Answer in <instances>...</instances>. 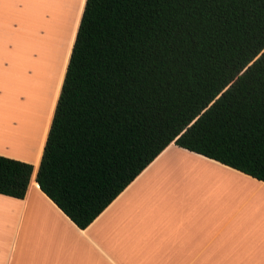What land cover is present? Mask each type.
Returning <instances> with one entry per match:
<instances>
[{
	"label": "trees",
	"instance_id": "16d2710c",
	"mask_svg": "<svg viewBox=\"0 0 264 264\" xmlns=\"http://www.w3.org/2000/svg\"><path fill=\"white\" fill-rule=\"evenodd\" d=\"M35 181L86 229L171 143L264 183V0H85ZM30 163L0 156V195Z\"/></svg>",
	"mask_w": 264,
	"mask_h": 264
},
{
	"label": "crops",
	"instance_id": "0c3cea01",
	"mask_svg": "<svg viewBox=\"0 0 264 264\" xmlns=\"http://www.w3.org/2000/svg\"><path fill=\"white\" fill-rule=\"evenodd\" d=\"M24 2L0 0V20L7 3ZM75 2L73 38L85 0ZM46 10L55 17L54 0ZM22 45L0 44V156L33 172L23 199L0 195V264H264V183L174 143L77 228L35 181L68 57L49 111H6L5 81Z\"/></svg>",
	"mask_w": 264,
	"mask_h": 264
},
{
	"label": "rangeland",
	"instance_id": "374dc122",
	"mask_svg": "<svg viewBox=\"0 0 264 264\" xmlns=\"http://www.w3.org/2000/svg\"><path fill=\"white\" fill-rule=\"evenodd\" d=\"M49 1L25 0L23 4H6L5 15L0 20V31L3 33L0 44L17 43L24 47L19 53H14L15 65L8 69L11 71L5 81L6 111H35L36 114V111L50 109L59 72L74 33L75 11L79 3L75 0H54L55 17H50V12L46 10ZM44 11L47 19H44ZM41 25L42 33L35 35ZM24 30L28 35L22 34ZM33 118L31 114V120ZM43 123L41 118V130Z\"/></svg>",
	"mask_w": 264,
	"mask_h": 264
},
{
	"label": "bare ground",
	"instance_id": "6f19581e",
	"mask_svg": "<svg viewBox=\"0 0 264 264\" xmlns=\"http://www.w3.org/2000/svg\"><path fill=\"white\" fill-rule=\"evenodd\" d=\"M73 38V37H72ZM71 46H72V39L70 41V44H69V49L67 51V54H66V57H65V60H67V57H68V54H69V50L71 49ZM65 64V63H64Z\"/></svg>",
	"mask_w": 264,
	"mask_h": 264
}]
</instances>
